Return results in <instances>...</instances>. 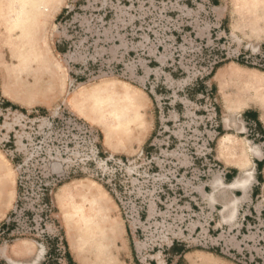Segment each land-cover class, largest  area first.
I'll list each match as a JSON object with an SVG mask.
<instances>
[{
    "label": "rangeland",
    "instance_id": "rangeland-1",
    "mask_svg": "<svg viewBox=\"0 0 264 264\" xmlns=\"http://www.w3.org/2000/svg\"><path fill=\"white\" fill-rule=\"evenodd\" d=\"M259 1L0 0V264H264Z\"/></svg>",
    "mask_w": 264,
    "mask_h": 264
},
{
    "label": "crops",
    "instance_id": "crops-1",
    "mask_svg": "<svg viewBox=\"0 0 264 264\" xmlns=\"http://www.w3.org/2000/svg\"><path fill=\"white\" fill-rule=\"evenodd\" d=\"M243 7L246 8L247 6L245 5ZM255 8L260 9V10L264 9L263 1H259L258 4L255 6ZM245 18H247L246 12H244V15L241 18V20H245ZM255 18H256L257 26H259L258 29H256L254 32L253 31H250V32L243 31V33L239 29V32L241 34H244V35L249 36V37H253V36L256 37L257 35L264 34V30L262 29L264 26V19L262 18V11L260 12V14H256ZM232 21H234V20L230 21L231 25H232V23H231ZM238 25H240V24H238ZM243 120H244V130L246 133V137L248 136V134H255L256 136H260L261 140L259 141V144H260V147L262 148V151L260 152L256 148L258 150V153L254 154V156H256V157L261 156L262 157V158H257V162H260V169L259 168L258 169H259V173L261 175L260 177L263 180L264 179V172L263 171L261 172V170L263 169V167L261 168V166L264 165V162H263V159H264V126H263L261 119L259 117V113L254 109L244 111ZM246 141L250 142L247 138H246ZM230 166L233 167V169L238 170V168L236 166H233V165H230ZM238 171H241V170H238ZM242 176L244 177L243 172H242Z\"/></svg>",
    "mask_w": 264,
    "mask_h": 264
},
{
    "label": "bare ground",
    "instance_id": "bare-ground-1",
    "mask_svg": "<svg viewBox=\"0 0 264 264\" xmlns=\"http://www.w3.org/2000/svg\"><path fill=\"white\" fill-rule=\"evenodd\" d=\"M248 76V75H246ZM251 76V75H250ZM252 80L255 82V83H258L260 84L262 87H264V75L260 74V75H253L251 76ZM246 107H253L256 111H259V114H260V119L263 121L264 123V116L261 112V109L254 103H246L245 104ZM233 110V107H231L230 105L228 104H224V107L222 109L223 111V118L227 121L228 118H229V113ZM229 126V124H228ZM231 136V135H229ZM233 138V137H232ZM238 143H239V146H237V150L239 151V154L237 153V156L239 158V155L241 156V161L238 163V168L241 169L244 173V178L243 180H238L236 181L232 187H239L240 189L244 190L246 188V183L248 182V180L251 178L252 176V172L251 170H249L248 168L246 169L247 167V154H246V150H245V147H243L242 143L238 140ZM247 145V144H246ZM248 151H250V148L248 147ZM233 183V182H232Z\"/></svg>",
    "mask_w": 264,
    "mask_h": 264
},
{
    "label": "trees",
    "instance_id": "trees-1",
    "mask_svg": "<svg viewBox=\"0 0 264 264\" xmlns=\"http://www.w3.org/2000/svg\"><path fill=\"white\" fill-rule=\"evenodd\" d=\"M260 168V167H259ZM22 190H23V188H22V184H21V182H20V180H18V183H17V197H18V199H17V204H20V197H21V194H22ZM46 200L47 201H49V197H47L46 198ZM7 223H3L2 224V226H1V228L3 229V228H7ZM63 244V243H62ZM64 246L66 245L65 244V242H64V244H63ZM66 247V246H65ZM51 253H53V250H51L50 251V253H49V255L51 254ZM65 257L67 258V259H70V254L67 252V251H65ZM71 263V262H70Z\"/></svg>",
    "mask_w": 264,
    "mask_h": 264
}]
</instances>
